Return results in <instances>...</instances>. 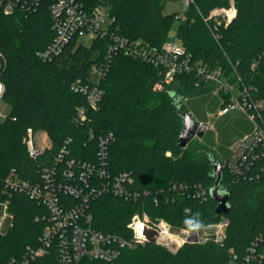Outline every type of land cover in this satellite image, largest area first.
I'll list each match as a JSON object with an SVG mask.
<instances>
[{"label": "trees", "instance_id": "trees-1", "mask_svg": "<svg viewBox=\"0 0 264 264\" xmlns=\"http://www.w3.org/2000/svg\"><path fill=\"white\" fill-rule=\"evenodd\" d=\"M51 1L39 0L35 8L7 15L0 0V82L5 87L2 100L11 105L10 113L0 118V175L15 169L21 179L44 185L43 173L55 168L53 177L59 182L72 158L99 166V139L111 133L104 165L111 177L122 171L131 173L134 181L129 189L135 196L98 195L89 208L96 229L129 234L127 224L138 211H145L152 220L164 219L191 230L195 228L190 225L224 218L229 222L221 242L209 237L187 242L176 252L147 242L124 248L114 264H232L234 254L242 258L256 236L264 234V154L240 174L223 167L219 185L230 193L227 214L216 216L218 203L211 189L215 162L223 164L231 153L233 135L242 137L253 123L244 114L219 116L218 139L208 129L200 140L181 149L177 141L183 122L177 99L195 96L187 103L200 121H207L205 108L216 111L228 100L213 95L208 84L197 85L195 73L177 75L156 90L154 85L163 81L162 69L120 52L102 80L104 94L98 108H87L85 119L80 118L79 108H86V96L73 84L88 78L93 63L106 53L109 39L89 44L72 39L59 55L44 61L38 52L47 49L54 37ZM83 1L88 6L105 2L114 29L125 37L142 38L158 47L177 38L196 62L222 65L228 72L236 69L253 98L264 101V0H234L237 14L230 24L219 28V38L203 15L229 0H195L184 20L177 18L179 12L164 11L168 1L177 0ZM180 109L188 106L182 104ZM258 122L264 127V108ZM30 128L47 132L51 139L36 157L24 142ZM63 148L64 158L57 162ZM61 196L68 205L76 199ZM10 198L15 218L13 226L0 235V264H10L13 258L22 261L28 246L38 244L48 222L47 208L38 199L23 191L13 192ZM260 248L264 249V240ZM59 257L53 246L31 264H61ZM84 263L112 264L89 259Z\"/></svg>", "mask_w": 264, "mask_h": 264}, {"label": "built area", "instance_id": "built-area-1", "mask_svg": "<svg viewBox=\"0 0 264 264\" xmlns=\"http://www.w3.org/2000/svg\"><path fill=\"white\" fill-rule=\"evenodd\" d=\"M181 1L183 8L177 18L184 20L195 0ZM38 2L39 0H2L4 13L7 15L28 11L27 9L35 8ZM50 11L54 37L47 49L38 52V56L44 61L59 55L72 39L77 42H85L86 38L90 42L95 39H109L106 53L93 63L88 78L84 82L78 81L73 84L75 90L83 92L86 96L87 106L79 108L80 118L85 119L87 108H98L104 94L102 80L110 70L114 56L120 52L162 69L163 81L154 85L156 90L162 89L164 83L171 82L177 75L195 73L198 77L197 85L208 84L212 86L213 95L228 100L225 106H220L214 112V116L236 112L244 114L253 123L252 130L240 137L236 147L230 146L231 153L223 160V167L240 174L244 168L252 165L255 158L264 154V127L258 122L264 101L253 98L250 88L242 85L236 69L228 72L222 65L211 67L196 62L177 38L168 39L158 47L142 38L131 39L119 34L114 29V18L110 16L105 2L88 6L83 0H52ZM236 14L235 1L229 0L225 6L212 8L207 15H203V18L212 26L215 37L219 38V28L230 24ZM4 90V84L0 82V101ZM5 117L6 115L0 113V118ZM111 137L112 134L109 133L99 139L97 155L101 159L99 166L92 161L72 158L68 160L63 172L64 180L59 182L53 177L55 168L43 173V178L46 179L44 185L21 179L15 169H11L5 176L0 175V235L14 224L15 211L10 196L15 191H23L30 198L38 199L47 208L48 215V222L42 229L38 244L28 246L22 261L17 262L13 258L10 264H31L53 246L59 250L61 264H85L84 261L87 259L114 264L117 263L124 248L133 249L149 242L144 236L146 228L158 231L157 244L165 247L174 245L168 242L172 235L170 233L172 225L164 219L152 220L145 211H138L132 215L127 224L129 234L104 232L93 226V214L89 208L98 195L111 192L127 198L135 196L129 189L134 181L131 173L122 171L111 177L104 165L106 147ZM24 142L33 157L38 156L50 145L42 146L38 132L31 128L28 129ZM65 151L64 148L60 151L57 162L64 158ZM261 172L264 175V166L261 167ZM61 194L76 199L68 205ZM226 220L224 218L213 223L218 225V229L215 234H208L206 239L212 237L215 241L221 242L226 237L224 232L228 224ZM191 231L185 229V238L181 240V245L171 249L173 252L187 242V236ZM263 240V233L256 236L242 258L234 254L232 264H261L264 261V249L260 248Z\"/></svg>", "mask_w": 264, "mask_h": 264}, {"label": "water", "instance_id": "water-1", "mask_svg": "<svg viewBox=\"0 0 264 264\" xmlns=\"http://www.w3.org/2000/svg\"><path fill=\"white\" fill-rule=\"evenodd\" d=\"M184 100L185 98L181 97L176 101L177 112L182 117L183 122V127L177 141V144L181 149H185L195 137L202 138L205 132L208 130L207 124L205 122L197 121L188 109H180V106L184 104ZM213 170L215 177V186L211 189V196L218 203L215 209V214L216 216H220L222 214H227L231 208L229 201L230 193L226 190L221 189L219 185L220 180L222 178L223 164L220 161H216L213 166ZM228 226L229 222L225 226V233L227 232ZM144 236L148 239L149 242L156 243L159 237V233L158 231L153 230L151 228H146L144 231ZM199 241V233L198 230L195 228L188 234L187 242L196 243Z\"/></svg>", "mask_w": 264, "mask_h": 264}, {"label": "rangeland", "instance_id": "rangeland-1", "mask_svg": "<svg viewBox=\"0 0 264 264\" xmlns=\"http://www.w3.org/2000/svg\"><path fill=\"white\" fill-rule=\"evenodd\" d=\"M182 8H183V3H182L181 0L168 1L166 3V6H165V10L164 11L166 13L181 12L182 11ZM177 24H178V22L176 21V24L174 25V28L171 31L172 35L175 34V27H176ZM85 42L87 44H89L90 43V40L86 38ZM211 96H213V95H211ZM189 98H194L195 99L196 97L195 96H192V97H189ZM189 98H186L184 100V104H186L188 106V110L192 113L193 117L197 121H200L196 117L195 112H193V110L191 109V107H189V105L187 103V100ZM210 98H212V97H210ZM10 111H11V105H10V103L7 102V101L1 100L0 101V113H3L4 115H6V114H9ZM205 112L207 114V121H200V122H205L207 124L208 129H213L214 132H215V137H216V139H218L219 132H218L217 127H216V122L218 121V117L217 116H214L213 114H214L215 111H212L209 108H205ZM233 114H238V113H236V112H230L228 115H233ZM38 136L40 138V144L42 146H48L50 144V137L47 134V132H45L43 130L38 131ZM200 139L201 138L195 137L193 139V141H197V140H200ZM232 139H233V142H232V145L233 146L232 147H236L237 142L240 139L239 135L234 134ZM217 229H218V225H215L213 223L212 224L201 225V227H199V229H198L200 241L205 240L206 239V236L208 234H215L216 231H217ZM170 233H172V235H171V238L169 239L168 242L173 243L174 245L173 246H170V247H166V248H168L170 251H172L171 249H175L177 247V245H181V243H182L181 240L183 238H185V228H178V227L172 226ZM185 243H187V242H185Z\"/></svg>", "mask_w": 264, "mask_h": 264}, {"label": "clouds", "instance_id": "clouds-1", "mask_svg": "<svg viewBox=\"0 0 264 264\" xmlns=\"http://www.w3.org/2000/svg\"><path fill=\"white\" fill-rule=\"evenodd\" d=\"M199 227H201V225H199V224L190 225V228H199Z\"/></svg>", "mask_w": 264, "mask_h": 264}]
</instances>
